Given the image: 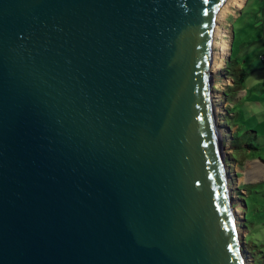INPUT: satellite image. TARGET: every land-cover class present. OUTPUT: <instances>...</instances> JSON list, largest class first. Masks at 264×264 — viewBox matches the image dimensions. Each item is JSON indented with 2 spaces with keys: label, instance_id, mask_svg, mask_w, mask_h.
Wrapping results in <instances>:
<instances>
[{
  "label": "water",
  "instance_id": "obj_1",
  "mask_svg": "<svg viewBox=\"0 0 264 264\" xmlns=\"http://www.w3.org/2000/svg\"><path fill=\"white\" fill-rule=\"evenodd\" d=\"M224 1L0 0V264H244L209 72Z\"/></svg>",
  "mask_w": 264,
  "mask_h": 264
},
{
  "label": "rangeland",
  "instance_id": "obj_2",
  "mask_svg": "<svg viewBox=\"0 0 264 264\" xmlns=\"http://www.w3.org/2000/svg\"><path fill=\"white\" fill-rule=\"evenodd\" d=\"M238 2V6H232V2L227 5L222 25L229 32V42H224L229 58L223 57L212 74L211 95L225 163L229 165L226 176L230 195L239 210L235 217L239 249L244 264H253V257L260 255L259 250L264 251V0ZM226 61L228 71L235 76L240 69L247 73L237 91L228 88L233 82L226 78ZM244 185L247 191L242 189Z\"/></svg>",
  "mask_w": 264,
  "mask_h": 264
},
{
  "label": "bare ground",
  "instance_id": "obj_3",
  "mask_svg": "<svg viewBox=\"0 0 264 264\" xmlns=\"http://www.w3.org/2000/svg\"><path fill=\"white\" fill-rule=\"evenodd\" d=\"M238 1L240 0H225L214 15V26L212 29V34H211V39H210L211 41V53H210L211 64L209 67V72L211 74L215 73V70H217V68L220 67L219 62L222 60L223 57L227 55V48L225 47L224 42H229V38H228L229 32L222 25L225 21V18L228 12L227 5L232 2V6H238L239 5ZM213 46H214V49H213ZM229 50H230V44L228 48V54H229ZM212 102H213L214 112H216L217 109L214 107L215 102L213 101V97H212ZM238 214H239V210L236 208L234 210L235 217Z\"/></svg>",
  "mask_w": 264,
  "mask_h": 264
},
{
  "label": "trees",
  "instance_id": "obj_4",
  "mask_svg": "<svg viewBox=\"0 0 264 264\" xmlns=\"http://www.w3.org/2000/svg\"><path fill=\"white\" fill-rule=\"evenodd\" d=\"M261 58L264 61V54L262 55ZM225 72H226V78L230 79L233 82L232 85L229 86L228 88L230 89L231 87H233L234 89H236V91L239 90V89H241V83H242V81L244 80V78H245V76L247 74L246 71L243 70V69H240L239 74L235 76L233 73H231L230 71H228L227 61H226V64H225ZM224 94L226 95V90H225V93ZM226 98H227V101L226 102L229 104L230 103V99L228 98L227 95H226ZM226 108L228 109V107H226ZM226 113H228V110H227ZM231 129L234 130L233 127ZM233 138L231 137V140H230V143H231V146L232 147L234 146L233 145L234 144L233 143L234 142L233 141ZM248 185H251V184H248ZM242 189H245V185H244V188H242ZM259 252H260V255L258 254V257L257 258H256L257 255L253 257V264H255V263L261 264V261L264 260V251L263 250H259ZM250 253H253V252H250ZM259 256H260V258H259Z\"/></svg>",
  "mask_w": 264,
  "mask_h": 264
}]
</instances>
